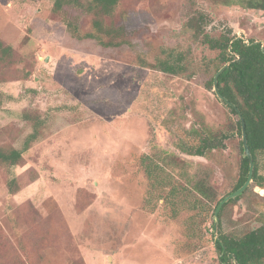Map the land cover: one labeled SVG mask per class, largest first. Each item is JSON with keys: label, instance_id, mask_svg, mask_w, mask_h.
<instances>
[{"label": "rangeland", "instance_id": "rangeland-1", "mask_svg": "<svg viewBox=\"0 0 264 264\" xmlns=\"http://www.w3.org/2000/svg\"><path fill=\"white\" fill-rule=\"evenodd\" d=\"M240 3L121 0L105 25L135 33L128 45L103 49L73 39L53 0H0V45L10 48L0 53V148L23 149L32 132L23 113L40 119L22 162L0 166V264H218L214 210L237 184L241 137L238 117L206 88L217 51L186 19L203 13L211 37L262 42L264 12ZM69 15L81 34L90 30L89 16ZM171 51L183 54L187 73L155 68ZM208 136L221 146L187 153ZM142 157L177 188L175 218L164 204L145 207ZM258 166L264 178V154ZM198 183L214 191L212 203L192 191ZM197 199L204 214L187 209ZM225 204L223 233L264 225V185Z\"/></svg>", "mask_w": 264, "mask_h": 264}, {"label": "trees", "instance_id": "trees-1", "mask_svg": "<svg viewBox=\"0 0 264 264\" xmlns=\"http://www.w3.org/2000/svg\"><path fill=\"white\" fill-rule=\"evenodd\" d=\"M121 0H53L51 11L60 15L66 31L76 41H92L103 49H115L129 44L128 38L135 30L124 27L114 28L106 26L104 20L112 17ZM225 2L224 5H229ZM243 8L264 12V0H241ZM70 11L80 12L90 18V30L81 34L77 18L69 15ZM207 17L203 13L194 12L186 19V27L193 31L194 38L200 40L210 50L217 51V56L212 62V76L206 82L207 89H213V77L224 65L228 66L218 76L217 87L219 93L232 103L240 112L245 127L247 145L253 159L252 185L263 188L264 178L258 174V156L264 154V39L262 42L244 40L242 37L222 34L214 38L203 32ZM128 37V38H127ZM10 48H1L0 53L9 55ZM184 56L181 53L170 52L159 60L155 68L165 74L177 76L187 73L184 66ZM231 114L238 117L236 111L229 105L221 102ZM21 118L30 124L32 132L26 137L23 149L13 147L0 148V166L9 168L22 162L23 152L27 151L39 136L40 119L36 116L23 113ZM236 133L241 137V122L237 120ZM226 138L225 135H221ZM201 146L189 148L187 153L194 156H202L204 151L221 146V140L208 136L201 140ZM242 153V142H239ZM146 158H141V165L146 179L149 182L148 201L145 207H149L150 200L169 207L172 217L179 215L181 203L174 202L177 188L171 184V179L162 178L156 172V166L145 163ZM249 171V160L241 157L238 171V181L232 192L239 189L246 181ZM15 180L7 182V188L11 194L16 191ZM192 191L202 200L212 203L215 200L214 191L204 184L198 183L192 187ZM231 192V193H232ZM244 194V193H243ZM241 197L229 201L233 202ZM221 201V200H220ZM219 201V202H220ZM218 202V203H219ZM217 203V205H218ZM202 201L195 200L188 205V211L200 210L205 213ZM216 205V206H217ZM226 205V204H225ZM224 205V206H225ZM223 206V207H224ZM221 207L218 214V235L214 240V247L218 256V264H264V225L252 229L241 235L225 234L221 230L219 221ZM215 211V210H214Z\"/></svg>", "mask_w": 264, "mask_h": 264}, {"label": "water", "instance_id": "water-1", "mask_svg": "<svg viewBox=\"0 0 264 264\" xmlns=\"http://www.w3.org/2000/svg\"><path fill=\"white\" fill-rule=\"evenodd\" d=\"M228 66V64L224 65L222 68H220L217 73L214 75L213 77V92L214 94L216 95V97L218 98L219 101L229 105L230 107H232L238 117H239V120L241 122V142H242V153H243V157L247 158L249 160V171H248V176H247V179L245 181V183L239 188L237 189L236 191L230 193L229 195H227L226 197H224L219 203L218 205L216 206L215 208V211H214V217L216 218L220 208L222 205H224L225 203H227L228 201L232 200V199H235L236 197L242 195L249 187V185L252 183V175H253V169H254V165H253V159H252V156H251V153H250V150L248 148V145H247V139H246V135H245V127H244V121H243V118L240 114V112L238 111V109L232 104V103H229L220 93H219V90H218V87H217V79H218V76L223 72V70ZM259 191V190H257Z\"/></svg>", "mask_w": 264, "mask_h": 264}]
</instances>
